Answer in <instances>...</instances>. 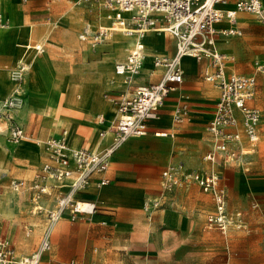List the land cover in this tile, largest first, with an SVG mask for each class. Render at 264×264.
Masks as SVG:
<instances>
[{"label": "rangeland", "instance_id": "rangeland-1", "mask_svg": "<svg viewBox=\"0 0 264 264\" xmlns=\"http://www.w3.org/2000/svg\"><path fill=\"white\" fill-rule=\"evenodd\" d=\"M67 1L75 4V10H83L84 22L78 29H69L67 20L62 18L63 10L56 11L55 8L60 6L58 0H13L14 7L20 14L18 23L0 12L7 19V22L2 21L3 18L1 19L0 15V21L4 23V26L0 24V34L5 36L4 41L0 42V61L3 62L0 64V93L4 94V96L0 95V100L11 95L17 87L11 80L8 82L10 73L8 79L6 75L11 68H17L15 66L16 59H25L26 56L30 57L34 53L36 54L35 45L32 44L33 42H29L26 37L29 26L44 28L50 36L47 42L48 46H44L45 49L42 53L36 54L43 75L39 79L38 88L36 90L31 88L34 67H31L29 73L27 69L28 76L26 75L21 86L17 87L22 90V94L18 97L19 108L15 114V120L19 121L24 132L28 130V134L35 140L28 146H23L24 140H27L24 134V138L16 144L19 147L13 152L4 146L10 144L6 137L0 138V239L5 238L14 247L17 259L29 257L38 250L41 232L47 220V212L50 210V208L46 210L45 206L42 207L40 202L38 206L40 205L42 210L31 212L32 205H30L29 199H33L37 193L35 190L27 195L19 193L23 183L25 187L30 188L35 182V180L33 182L31 180L35 178L32 164L36 160V150L37 152L46 150L43 148V139H36V136H33L37 123L43 116L42 123L52 130L55 128V124L58 125L62 121L61 125L68 129L71 142L77 140L74 135L75 126L69 120L71 109L61 105L60 112L56 115L57 118L49 116V114L52 115L51 112L56 104L63 102L64 95L55 91L47 95L40 83L44 80V84L51 86L56 82L61 84L64 89L67 83L71 85L85 82L91 91V82L95 79V74L98 73L83 72V70L93 69L95 63L107 52L106 43L108 41L91 49L78 40L82 28H89L87 24L95 26V29L98 30L97 22L99 19L101 20V15H106L101 10L102 0ZM242 16L251 18L246 24H240L242 35L232 37L242 40L243 43L237 46L236 51L232 54L235 59L230 64V68L240 74L255 76L257 90L253 103L262 109L263 121L256 152L249 156L251 158L249 171L244 172V168L235 171L223 163L225 169H221V172L224 174L222 183L225 184L228 191L227 206L229 211L241 212V217L243 220L244 218L247 220L249 226L248 234L245 235L240 230H231L226 235H221L217 231H209L205 227V216L203 220L193 219L194 227L185 230L180 237L172 235L164 238L167 236L165 232L152 233L150 231L149 233L144 229L139 230L138 234H129V237H134V240H132L133 244L126 246L122 244V236L119 234L114 235L104 229L88 232V229L83 228V224H87L86 222H82L80 219L71 221L69 217H63L51 235V250L42 253L39 264H50V261L41 262L46 260L45 256L47 255L53 256L54 254L58 258L57 254L64 248L67 237L73 238L74 257L60 261L59 264H264V240L261 237L264 231L262 228L264 224V185H256L264 183V76L255 69L256 61L264 59V25L258 23L251 14H242ZM95 29L90 30L95 31ZM152 36L154 39L155 37L156 39L165 37L161 33H152ZM21 44H26L22 53ZM88 45L90 46V44ZM49 47L50 49H48ZM80 48L85 50L81 51ZM161 48V43H154L155 55L160 54ZM223 52L231 54L227 49H224ZM26 61L28 62V59ZM109 65L113 72V62L110 61ZM137 77L149 78L144 71ZM74 93V95L79 94L78 92ZM119 93L110 91L102 96L98 91L95 100L97 98L104 99L117 110V98H121ZM40 100L42 103L39 104ZM92 112L105 113L95 107ZM29 113L31 114L30 118L24 117ZM105 114L109 117V122L115 119H112L110 114ZM1 123L0 125L3 127L4 124ZM38 141L41 143L38 144ZM26 155L28 156L26 157ZM232 174L239 190L242 186L252 185L248 194L239 196L238 192L233 189ZM15 183L19 184L18 191H15ZM28 224L36 225L33 232L26 236ZM147 233L149 234L147 235ZM38 234H40L39 238ZM55 236L59 239V246L55 244L56 241H53ZM71 261L74 262L71 263Z\"/></svg>", "mask_w": 264, "mask_h": 264}, {"label": "built area", "instance_id": "built-area-1", "mask_svg": "<svg viewBox=\"0 0 264 264\" xmlns=\"http://www.w3.org/2000/svg\"><path fill=\"white\" fill-rule=\"evenodd\" d=\"M86 1V0H83ZM107 7L115 4L119 10L131 12V18L117 15L114 19L118 26L128 27L126 35H136L125 61L115 64L114 74L130 82L137 77L142 68V37L150 32H163L174 40L175 52L170 58H155L153 67L161 74L156 83L138 84L129 96H121L116 117L107 130L98 134L100 141L109 136L108 142L101 148L81 147L70 149L67 134L45 141L49 151L50 163L43 164L37 172L30 190L37 193L33 198L38 201L42 195L57 192L54 209L47 212V227L43 231L40 246L34 255L15 258L13 247L5 239H0V264H38L42 253L50 251V236L55 224L64 216L71 221L89 219L98 212L94 201L81 198L91 179L100 176L94 183L97 189L106 186L109 180L103 176L109 169L115 153L130 138L146 136L148 122L157 117L169 93L183 81L181 61L193 58L196 61L206 59L208 65L203 79L212 85L218 97L214 113L207 123L206 132L210 140L208 151L202 156L203 163L222 162L227 166L246 168L249 156L254 154L258 143V131L261 111L250 106L255 95L254 76H244L226 72L227 55L216 48L215 25L223 20L234 22L237 13L254 14L256 21L264 25L262 0H102ZM231 3L232 7L227 8ZM4 26V23L0 21ZM134 31V32H131ZM223 36H238L241 31L235 28L219 32ZM108 38V32L100 29L89 32L85 29L79 39L88 41L92 48L102 44ZM42 47L35 46L40 53ZM255 69L264 75V61L256 62ZM27 75V68L20 64L10 72V80L20 87ZM11 95L0 100V123L4 122L7 141L16 145L24 137V130L15 120L19 108L18 88ZM188 107L181 104L172 112V121L180 125L188 116ZM98 122L103 118L98 116ZM154 135H166L155 133ZM222 176L218 172H189L182 165H168L161 172L160 186L170 191L181 184H195L202 191L208 192L213 202L212 212L206 218L208 229H215L221 234L229 230L248 232L241 213L229 211L227 192L221 185ZM16 184V183H15ZM18 191L19 184L14 185ZM158 207L157 202L152 203ZM144 210L150 204L145 202ZM256 207V205H254ZM41 211V206H35ZM264 230V224L262 226ZM264 239V233H263Z\"/></svg>", "mask_w": 264, "mask_h": 264}, {"label": "crops", "instance_id": "crops-1", "mask_svg": "<svg viewBox=\"0 0 264 264\" xmlns=\"http://www.w3.org/2000/svg\"><path fill=\"white\" fill-rule=\"evenodd\" d=\"M230 7H232L231 3L229 4V6H227V8ZM239 14H246V13H237L234 22L230 23L227 20H223L221 23L215 25V30L218 32L215 36L216 46L218 48L217 50L221 53H224L223 52L224 49L229 50L231 53V54L224 53L225 55L227 56L230 55L232 57V61L226 64L227 73L252 76L248 74L237 73L235 72L234 69L231 70L230 68L231 67L230 64L233 63L235 59V57L232 54L234 53V51H236L237 46H240V44H242L243 41L238 40L237 38H232L236 35L223 36L219 33L222 30L235 28L241 31V35H242V28L241 25L238 23ZM2 18H3L2 21L7 22V19L5 17L2 16ZM97 23L99 24V22ZM99 25L103 26L102 24ZM82 29H81L82 30L81 33L87 28L85 29L82 28ZM152 33L155 32H150L146 34V42L151 44L161 43L162 46L160 54L156 55L155 58H163V57L170 58L171 56H173L175 52L174 40L168 35H165V37H161L157 39L155 37L154 39ZM107 39L109 40V38ZM107 39L103 43L107 42L108 41ZM78 40H80L79 36H78ZM135 40L136 37L133 38V40L130 42L128 53ZM81 42L82 44H85L86 46L92 49V47L88 45L89 44L88 41H81ZM221 42H225V43L221 44ZM35 43L36 42H33L32 44L34 45ZM142 43L143 45H145V42L143 40ZM41 47L42 49H45L43 45ZM260 56L262 57V54ZM262 61H264V59L259 60V62ZM120 62L123 61L116 62V64ZM1 63L3 62L0 61V64ZM207 65H208V61L206 59H203L201 61H196L193 58H188V57L182 59L181 67L183 72V81L181 84L177 85L169 93L157 117L153 118L151 121L148 122L147 135L138 138L128 139L122 145V147L115 153V155L111 160V164L109 166L108 171L103 176H101L109 180V183L106 186L97 189L94 183L97 179L100 178V176H95L91 179V182L89 186L86 188V190L79 195L83 199L94 201L98 206V212L93 216H91V218L80 219L82 220V222L87 223V224H83L84 226L83 228L88 229V232L90 230L102 231L104 229L105 231L112 232L114 235L119 234L120 236H122V242H123L122 244L129 246L130 244H133L132 240H134V237H129L130 236L129 234L131 233L138 234L140 233L139 230L145 229L149 233L150 231L152 233L165 232L166 233L165 235L167 236H164V238L172 235L180 237L181 235L184 234L185 230L194 227V223L192 221L193 219L203 220L205 216H206L205 227L207 228L206 218L208 214L212 212V208H213V202L208 192L202 191L195 184H181L179 186L174 187L170 191H165L160 186L161 172L168 165H182L183 168L189 172H208L210 170L218 172L216 169L219 170L218 167L215 168V165L203 163L201 160L202 156H204V154L209 149L210 140L207 136L206 126L213 116L215 102L218 97V93L216 89L212 85L205 82L203 79L204 70L207 67ZM10 70H8L6 73L7 79L9 77L8 75L10 73ZM142 71L144 70H141V72ZM144 72L148 74L149 78L141 79L139 77H135L128 83L125 82L122 77L116 76L114 74V68H113V74L118 79L115 82V85L107 83L108 82L107 76L105 75L99 76L98 74H95L94 76L95 79L93 80V82H91L92 87L90 93L92 94L93 98L91 100H88L86 103L82 104L80 107H76L75 102H73V99L78 100L77 96L79 94L73 96L74 92H78V90L76 89L74 91V88L71 89L70 91L68 90L71 96L70 98L72 105L70 110L69 120L70 123H73L75 126L74 135L77 137V140L73 142L76 143L75 146L70 140V134L68 132V129L64 128L61 124H58L54 129L51 130L49 129L48 126L42 123V116L40 121L36 125V130L34 131L33 136H36V139H43L44 150H45L44 142L46 140H48L49 138H59L64 132L66 133V131L68 133L66 134H67L68 142L70 144V146L68 145L70 149H78L81 147L101 148V146L105 145L108 142L109 136H106L105 140L100 141L98 138V134L101 131L107 130L113 121H111L110 124L106 125L104 123V118L105 120L109 121V117L107 116V114L105 113L98 114L92 112V109L96 103L95 98L97 92L99 91L102 94V96L106 92H110V91L115 93L120 92L119 93L120 97L124 95L128 96L129 94H131L134 87L137 86L138 84L156 83L161 74V70L155 69L153 67V64L151 71H144ZM261 75L264 76L263 74ZM9 80L10 79H8V82ZM256 90H257V85L255 89V94H256ZM0 95L4 96V94L1 93ZM254 98L255 95L249 104L250 106L256 107L261 111V121L259 124V131H258V136L260 137V131L262 128V121H263V111L260 107L256 106L253 103ZM117 99L119 101V98ZM40 103H42V100L39 101V104ZM181 104H186L189 112L184 122L180 125H176L172 121V112L176 107L180 106ZM61 105L62 102L61 104L60 103L56 104L54 110L51 112L52 115L49 114L51 118L58 117L56 115L60 112ZM109 105L111 104L106 100H104V108H107ZM30 115L31 114L29 113L24 115V117L30 118ZM98 116H101L103 118V122L100 123L96 120ZM4 128L5 125H3V127L0 129L1 139L6 137ZM41 130H43V132H40ZM28 133H29L28 130L24 132L27 140H25V142L22 144L23 146L25 145L28 146V144H30L33 140H35ZM155 133H166V135L156 136L154 135ZM4 146L6 148L8 147L13 152H15L16 148L19 147L17 145H11V144L9 145L6 144ZM254 151L256 152V147ZM250 161L251 158L249 157L248 160L249 164L248 166H246V168H244V172L249 171L251 167ZM46 163H50V164L52 163L49 157V152L46 150L42 152H37L36 150V160L35 163L32 164V166H34L33 169H34L35 178L40 167ZM230 168H233V170L235 171L236 170L240 171V169H243L236 167H230ZM218 173H221L222 181H224L223 178L224 174L222 172H218ZM231 176H232V187L235 191L238 192V195L243 196L244 194H248L250 186L252 185L250 184L246 187L242 186L241 190H239L237 186L238 184L233 174ZM35 178L32 179L31 181L33 182ZM222 181H221V185L226 189L227 197H228L227 188L225 184L222 183ZM256 185L260 186V185H264V183H260ZM29 192H31V190L25 187L23 183V187L21 191H19V193L27 195ZM56 197H57V192L52 191L50 195H43L40 201L38 200L36 202L33 199H29V203L30 205H32L30 211L32 210L35 212L34 205L38 206L40 202L42 207L45 206V208L46 207L50 209L53 208ZM145 202H148L150 204L148 210H144L143 205ZM153 202H157L158 207L156 208L153 207L152 206ZM231 212L234 211L232 210ZM60 221L61 219L53 227L51 235L55 231ZM142 222L145 224V226ZM245 223L247 225V229H249L247 220H245ZM35 225L33 224L27 225L28 227L26 228V232H25L26 236H29V234L33 232V230L35 229ZM46 227H47V220L41 232V236L43 231L46 229ZM207 230L217 231L215 229H208V228ZM240 231L244 232L245 235L248 234V232L242 230ZM229 232H227L226 234H228ZM149 233H147V235ZM226 234H221V235H226ZM39 236L40 234H38L37 237L39 238ZM261 237L263 239V233ZM58 240L59 239H57L56 236L53 238V241H56L55 244H57V246H59ZM72 240L73 238L71 237L66 238L64 243V248L57 254L58 258H56L54 254L53 256L47 255L45 256L46 260H42L41 262L50 261V264H59L60 261H65L73 258L74 244ZM34 244H36L35 241ZM50 244L52 246L51 236H50ZM14 253H15V258H17L15 249H14ZM73 262L74 261H71V263Z\"/></svg>", "mask_w": 264, "mask_h": 264}, {"label": "bare ground", "instance_id": "bare-ground-1", "mask_svg": "<svg viewBox=\"0 0 264 264\" xmlns=\"http://www.w3.org/2000/svg\"><path fill=\"white\" fill-rule=\"evenodd\" d=\"M58 1H59V5L60 6H57L55 9H56V11H58V9L63 10L62 18H64V20L65 19L67 20L69 29L72 30V29L80 28V25L82 24V22H84V18H83V15H82L83 10H79V9L75 10L74 9V5L75 4H71L67 0H58ZM79 4H81V3H79ZM263 8H264V0H263ZM101 10L103 12H105L106 15L105 16L101 15V17H100L101 20L99 19V24H102L103 26H101L99 24L97 26H98V30L103 29V30H106L108 32L109 40H108V43H106L107 52L104 53L102 58L95 63V65L93 66V69L92 68H88L87 70H83V72H86V71L89 72V73L90 72H96V73L99 74V76L100 75H105V76L108 77V82L107 83L115 85V82L118 79L113 74L109 63L111 61L115 65L116 62L125 60V58H126V56L128 54L129 44L133 40V38L136 37V35L135 34H132V35H129V36L126 35L125 31L127 30L128 27H120V26H118L116 20L114 19L117 15H119V16H121L123 18L129 19V18H131V15H132L131 12L121 11V10L118 9V7L115 4H112L110 7H107L103 1H102ZM0 12L2 13V15L5 14L9 18L13 19L14 22L17 21V23H18L20 21L19 20V15L20 14H19L18 10L14 7L13 0H0ZM246 14H249V13H246ZM251 15H253V17H255L254 14H251ZM1 18H2V16H1ZM250 18L251 17H244V16H242V14H239L238 15V23L239 24H241V23L242 24H246L248 22V20H250ZM219 23H221V22H219ZM87 26L89 27V28H87V30L89 32L94 31V30H90V29H95L96 28L95 26H91L90 24H87ZM95 31H96V29H95ZM131 32H134V31H131ZM155 33H161L164 36L166 35L165 33L159 32V31H156ZM26 37H27L29 42H36L34 45L41 47L42 45L43 46H48L47 42H48V38L50 36H49V34H48L46 29L32 25V26H29L28 31H26ZM4 39H5V36L3 34H0V42L4 41ZM142 40L145 42V45H144V50H143L144 57H143V61H142V64H141V68L144 71H151L152 70V64L154 63V58L156 57V55H155V53L153 51L154 44L146 42V35H144L142 37ZM25 45L26 44H21V46H22L21 53H22V50L24 49ZM48 49H50V47ZM80 50L84 51L85 49L84 48H80ZM37 53L38 52H36V54ZM40 53H42V51ZM40 53H38V54H40ZM36 54L34 53L30 57L26 56L25 59L17 58L16 61H15V66L23 64L28 69V73L30 72L31 67L32 68L34 67V73L32 74V80H33L32 81V87H31V88H33L32 90H36L38 88L39 79H41L42 76H43L42 73H41V69H40V67H41L40 66V62H39V60H37V55ZM227 57H228V59L226 61V64L229 63L230 61H232V57L230 55H228ZM27 59H28V62L26 61ZM121 82H123V81H121ZM40 84L43 87V91L47 95L51 94L54 91L58 92L60 94H63L64 98H63L62 106L64 105L67 109H71V106H72L71 105V98H70L71 96H70L68 90L70 91L71 89L74 88V91L77 89L78 92H79V95L77 96L78 100H74L73 99V102H75L76 107H80L82 104L86 103L88 100L91 99V96H92V94H90L91 91L88 89L87 84H85V82L84 83H80V84H71V85L69 83H67L64 89L61 86V84L56 83V82H54L53 85L51 84V86H48L47 84H44V80H43ZM17 91H18V97H20V95L22 94V90L19 89ZM54 95H55V93H54ZM54 98H56V97H54ZM72 98H73V96H72ZM52 100H53V98H52ZM95 102H96L95 105H94L95 108L100 109L101 111L110 114L112 119H114L116 117L117 110L114 107L109 105L107 108H104V101L100 100L98 98L95 100ZM28 105H29V103H28ZM61 123H62V121L60 122V124ZM104 123L106 125L110 124V122L105 120V118H104ZM1 124H4V123H1ZM56 126L57 125L55 124L54 127H56ZM1 128H2V126L0 125V129ZM66 133H67V131H66ZM259 138L260 137H258V139ZM259 141H260V139H259ZM40 143L41 142L38 141V144H40ZM67 143L70 146V144L68 142V139H67ZM73 145L75 146V144H73ZM27 156L28 155H26V157ZM211 165H216L215 168L216 167L219 168V170L216 169L218 172H221V169L224 168V164L222 162H215V163H212ZM230 167H233V166H230ZM211 171H213V170H211ZM213 172H215V171H213ZM51 209H54V206ZM46 210H48L47 207H46ZM64 217H68V216L66 215ZM231 230H234V229H231ZM231 230H229V231H231ZM263 233H264V231H263ZM34 254H35V252L32 255H34ZM41 255H40V257H41ZM40 257H39V259H40Z\"/></svg>", "mask_w": 264, "mask_h": 264}]
</instances>
